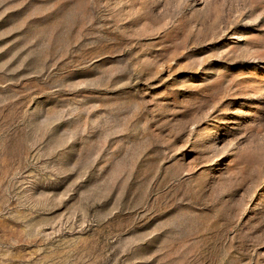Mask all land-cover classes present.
<instances>
[{
	"label": "rangeland",
	"instance_id": "374dc122",
	"mask_svg": "<svg viewBox=\"0 0 264 264\" xmlns=\"http://www.w3.org/2000/svg\"><path fill=\"white\" fill-rule=\"evenodd\" d=\"M0 264H264V0H0Z\"/></svg>",
	"mask_w": 264,
	"mask_h": 264
}]
</instances>
